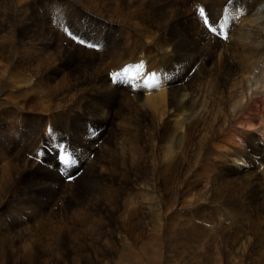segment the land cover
Segmentation results:
<instances>
[{
	"label": "bare ground",
	"instance_id": "obj_1",
	"mask_svg": "<svg viewBox=\"0 0 264 264\" xmlns=\"http://www.w3.org/2000/svg\"><path fill=\"white\" fill-rule=\"evenodd\" d=\"M27 1L0 0V125L5 122L6 117L3 115L10 113L12 116L15 109H22L23 104L14 99L26 94L19 87L25 88L30 76L20 73V69L28 62L25 61L28 58L26 56L32 59L35 56V50L18 47L11 33V29H14L10 19L12 6L18 7ZM178 1L163 0V7H172ZM55 2L50 0L48 3L51 5H45L50 13L55 9L52 5ZM78 2L100 24L105 21L110 23L103 37H100L99 31L94 35L82 34L87 39L102 42L104 47L108 45L106 55L83 52L81 47L77 46L75 49L67 42L55 45L58 57L71 60L78 69L76 78L82 76L84 83L88 82L81 86L78 80L77 83L67 84L63 79L58 84L59 89L55 94L57 98L54 99L73 97L70 106L66 105L62 110H55L53 98L49 96L44 99L41 91L29 96L24 109L35 115L49 114V118L53 119L62 114L72 118L71 129L73 126V135L78 136L76 138L80 146L88 147L87 155L96 153L91 160L93 173L90 171L88 176H92V180H97L102 173L113 167L112 163H118L119 169H122L120 179L123 176L126 178L127 191L123 197H111L114 203L118 201L116 205L125 212L121 214L122 228L116 239L122 240V232L130 235L127 238L125 236L129 240L135 241L142 237L144 229L142 222L138 220L139 216L147 215V225L150 226L151 214L156 218L152 212L157 210L160 203V212L169 213L184 207L181 198L193 194L194 188H207L212 180L213 171L208 167L213 169L225 166L246 176L252 183L256 171L253 169L261 161L264 163V97L252 98L259 92L257 89L264 87V0H198L211 19L219 18L221 22L227 20L230 31L229 38L225 40H219L207 32L197 20L196 5L189 2L185 4L184 0L180 4L186 8L185 14L173 25H164L154 19V14L148 10L151 8L149 0H140V4H144L143 7L146 8L144 14L131 7H120L111 1V4L108 1L104 4L102 0ZM18 10L16 15L20 13L19 18L25 16L24 11ZM35 13L39 16L44 14L40 10H35ZM55 15L60 16L61 11H56ZM21 26L22 23L19 24ZM26 27L29 28V25ZM47 29L49 36L54 38L50 37L48 43L54 45L61 37L54 29ZM182 31L187 38L193 40L188 52L185 51L187 47L184 46ZM75 32L80 34L79 31ZM38 50L36 49L37 52ZM3 60L7 61L3 63ZM144 60L147 61L148 69H160L155 80H161L160 84L166 87L149 88L145 84L142 89L136 87V81L130 85L124 82H116L115 85L110 83L107 76L110 69L129 61H138L137 64H140ZM28 73L31 72L28 70ZM185 76L186 80L183 81ZM11 91L17 95L10 94ZM234 122L259 131V136L255 138L250 133L249 140L242 138L239 131L229 129ZM3 126L6 127V123ZM260 128L263 130H258ZM226 130L235 134L230 139L232 143L223 136ZM95 133L98 135L95 136ZM50 135L52 137L53 134ZM50 135L37 138L53 145L55 141ZM101 136L102 144L95 145ZM31 149L35 152L37 147ZM10 152L15 153L16 158L21 157L14 147ZM77 157V166L80 162L85 163L86 158L82 159L81 155ZM1 158L6 157L0 156V183H12L9 168L6 163L2 164ZM20 168L23 169L19 170ZM24 168V164L13 167L21 172ZM256 172L261 175L264 183V170ZM26 176L31 178V174L26 173ZM165 213H160L159 221L167 219ZM3 230L8 228L0 227V236ZM35 239L38 238L27 241L29 243L23 242L20 255H14L13 264H18L20 258H23L21 262L26 260L25 264H32L33 244H39L41 252L48 251L51 245L46 248L40 240L36 243ZM10 240L9 236L0 238V255L10 246ZM126 244L130 245L128 242ZM11 249L16 251L12 247ZM133 252L135 253L134 250ZM49 260L51 259L46 258L42 264H51ZM40 261L41 259L37 263Z\"/></svg>",
	"mask_w": 264,
	"mask_h": 264
},
{
	"label": "rangeland",
	"instance_id": "obj_2",
	"mask_svg": "<svg viewBox=\"0 0 264 264\" xmlns=\"http://www.w3.org/2000/svg\"><path fill=\"white\" fill-rule=\"evenodd\" d=\"M48 1L50 2V0ZM48 1L28 0L18 7L14 5L10 16L11 22L14 24L11 33L17 46L29 51L35 50V56L33 59L26 56L28 58L25 61L28 62L20 69V73L27 74V77L30 76L26 87H19L26 91V94H23L24 97L22 95L14 99L17 103L23 104L22 109L18 107L16 110L15 107H12L15 109L13 115L7 113L3 115L7 120L5 118L4 123L1 121L3 125L6 123V127L0 125V156L6 157L5 159L1 158L2 164L6 163L9 168V177L12 179V183H0V227L8 228L1 232L3 234L0 238L9 236L12 241L0 255V264H13L14 255H20L23 242L31 241L35 237L38 238L35 239L36 243H39L38 240H40V243L46 248L51 246L47 249L48 251L41 252L39 244H33L34 250L31 256L34 258V262L32 264H42L46 258L53 259L49 260L51 264H264V183L261 181V175L256 172L259 169L264 170L262 161L253 169L256 171L252 183L246 179V176L239 175L237 171H231L225 166L213 169L208 167L213 171L211 172L213 173L212 180L209 181L207 188L199 190L194 188L193 194H189L184 199L181 198L180 201L185 205L184 207L169 213L160 212V206H162L160 203L157 207L158 211L152 212L156 218L151 214L150 226L147 225V215L139 216L138 220L142 222L144 229L142 237L133 241L126 239L130 235L127 236L122 232V240L116 239V235L122 228L121 214L125 212L116 205L118 201L114 203L111 197H123L127 191L125 188L126 178L123 176L120 179L119 174L122 169H119L118 163H112L113 167L102 173L97 180H92V176H88L92 172L91 160L94 159L96 153L91 152L93 157L90 158L89 154H86V152L89 153L88 147L80 146L76 138L78 136L73 135V126L71 129L72 118H67L66 114H62L53 119L49 118V114L47 116L35 115V113L24 109L27 107L24 104L28 103L29 96L41 91L44 99H48L49 96L53 98L55 110H62L66 105L70 106L73 97L54 99L57 98L55 94L59 89L58 84L63 79L67 84L77 83L78 80L79 83L81 82V86H85L88 82L84 83L82 76L76 78L78 69L73 66L71 60H67L66 57L63 59L58 57L55 45L67 42L75 49L77 46L81 47L82 50L84 49L83 52L90 51L93 54L98 53V55L107 53L108 45L103 46L102 51L96 52L93 49L85 48L80 43H75L64 34V24L68 22L74 35L75 31H79L80 34L76 33V35L88 40L82 34L94 35L96 31H99L100 37H103L110 23L105 21L100 24L89 11L79 5L78 0H54L56 2L52 4L55 7L53 13L46 10V7L51 5ZM102 1L104 4L107 1L109 4L113 2V4L126 9L131 7L138 13L144 14L146 11V8L143 7L144 4H140V0ZM162 1L149 0L151 8L148 10L152 11L154 19L158 22L164 23V25H173L185 14L186 8L180 4L181 0L176 2L177 5L165 6L166 8L163 7ZM184 1L185 4L188 2L196 6L200 4L198 0H196L197 4L195 0ZM18 9L24 11L25 16L19 18L20 13L19 17L16 15ZM35 10H40V13L44 14L39 16ZM56 11H61V15L54 16ZM197 20L204 28L199 16ZM21 23L22 26L19 27ZM47 24L48 26H46ZM26 25H29V28H25ZM47 27L54 29L63 40L59 39L54 45L49 44L52 36H49ZM182 33L184 35L183 31ZM184 37V46L187 47L185 51L188 52L193 40L185 35ZM35 48L39 49V52ZM5 61L7 60H3V63ZM6 64L8 63L6 62ZM28 70L31 73H28ZM67 77L70 78L67 79ZM185 78L186 76L183 81ZM262 89H264L262 86L255 89L259 92L252 98H263L264 90ZM12 92L10 94H16ZM235 122L229 129L233 132L239 131L242 138L249 140L250 133L255 135V138L259 136V131L243 127ZM47 124L54 128L53 131L55 130L54 132L50 131L53 134L52 137L48 134L55 142L53 145H49L48 141H45L46 148L44 147L43 158L37 162L29 154H34L31 147L38 148L40 142L38 138L45 135V125ZM258 130H263V128ZM232 131L231 134L228 130L223 133L225 139L230 142V139L234 138L232 135L235 136ZM59 137H69L70 140L68 156L73 163L65 170L66 175L56 168L54 144L59 142ZM101 144L102 142L98 145ZM13 147L17 149L21 157L18 155L19 158H16L15 153L10 152ZM254 149H256V145ZM50 150L53 151L52 155L49 153ZM38 153H42V151L39 150ZM79 155L82 156V159L86 158V161L85 163L84 161L80 162L77 166V156ZM76 157L77 161L75 162ZM22 164L25 166L22 172L13 169L14 166ZM79 168L83 169L79 171ZM26 173L31 174V178H27ZM69 175L74 179L69 181ZM160 213L167 214L165 217L167 219H164V222L158 220L161 217ZM17 220L21 222L18 223ZM126 242L130 245H127ZM11 247L16 251L13 252ZM22 259H18L17 263L25 264L26 260L21 262ZM39 259L41 261L37 263Z\"/></svg>",
	"mask_w": 264,
	"mask_h": 264
},
{
	"label": "snow or ice",
	"instance_id": "obj_3",
	"mask_svg": "<svg viewBox=\"0 0 264 264\" xmlns=\"http://www.w3.org/2000/svg\"><path fill=\"white\" fill-rule=\"evenodd\" d=\"M227 11V10H225ZM197 14L201 19V22L203 23L206 31L213 34L217 38L221 39H228V32L230 31V25L228 24L227 20H224L221 22L219 18L216 20H213L210 18L209 14L206 13L204 7H199L197 10ZM235 17H233V20ZM67 35L74 41H77L80 44H85L86 42L81 40L79 37H76L71 32H68ZM89 47H94V45H88ZM143 67V62L140 64L135 65H129L126 66L121 72H117L112 74L113 82H124L131 84L134 81H139L143 79L144 84L147 85L149 88H156L161 86L159 81H157L155 84H149L148 78L144 77L143 73L141 72V69ZM152 76H155L153 73ZM54 149L57 153V160L61 166V171H65L67 168L72 166L73 161L69 159L68 156V149L65 144L63 143H57L54 144ZM43 152V150H41ZM69 181L73 180L74 177L69 175L68 177Z\"/></svg>",
	"mask_w": 264,
	"mask_h": 264
}]
</instances>
